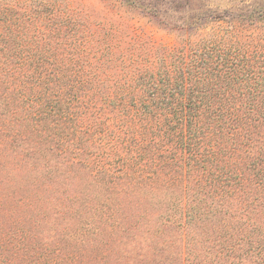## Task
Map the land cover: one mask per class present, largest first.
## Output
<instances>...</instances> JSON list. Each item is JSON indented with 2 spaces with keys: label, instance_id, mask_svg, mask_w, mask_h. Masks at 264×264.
Segmentation results:
<instances>
[{
  "label": "trees",
  "instance_id": "16d2710c",
  "mask_svg": "<svg viewBox=\"0 0 264 264\" xmlns=\"http://www.w3.org/2000/svg\"><path fill=\"white\" fill-rule=\"evenodd\" d=\"M15 6L0 1V104L6 116L27 105L26 124L7 130L41 126L37 136L54 129L57 141L69 131L89 135L81 141L111 135L134 152L129 185L164 189L158 218L182 231L185 247L190 225L205 219L226 234L208 245L212 263L264 264V44L214 38L152 58L115 57L51 8ZM46 118L56 126L40 124ZM8 239L0 233V264H24Z\"/></svg>",
  "mask_w": 264,
  "mask_h": 264
},
{
  "label": "rangeland",
  "instance_id": "374dc122",
  "mask_svg": "<svg viewBox=\"0 0 264 264\" xmlns=\"http://www.w3.org/2000/svg\"><path fill=\"white\" fill-rule=\"evenodd\" d=\"M0 1L30 7V0ZM31 1L51 8L62 25L78 27L83 40L111 44L106 55L115 57L152 58L214 38L264 44V0ZM14 107L18 119L3 114L0 104V233L9 237L8 248L20 249L18 263L214 264L215 255L206 250L216 232L226 235L225 228L211 222L217 228L211 231L210 221H195L186 249L182 231L158 218L166 206L158 200L164 189L133 185L126 174L138 172L133 151L111 135L81 141L89 135L69 131L57 141L54 129L37 136L41 126L11 133L9 125L26 124L27 105ZM42 123L56 126L48 118ZM106 124L115 129L113 120ZM226 258L220 264H229Z\"/></svg>",
  "mask_w": 264,
  "mask_h": 264
}]
</instances>
